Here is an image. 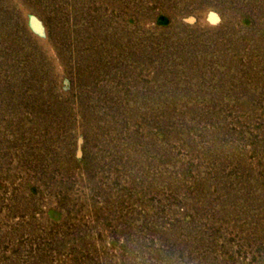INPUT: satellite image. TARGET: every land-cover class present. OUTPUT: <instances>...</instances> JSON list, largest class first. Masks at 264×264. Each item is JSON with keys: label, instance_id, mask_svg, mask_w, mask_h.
Returning a JSON list of instances; mask_svg holds the SVG:
<instances>
[{"label": "rangeland", "instance_id": "374dc122", "mask_svg": "<svg viewBox=\"0 0 264 264\" xmlns=\"http://www.w3.org/2000/svg\"><path fill=\"white\" fill-rule=\"evenodd\" d=\"M0 264H264V0H0Z\"/></svg>", "mask_w": 264, "mask_h": 264}]
</instances>
